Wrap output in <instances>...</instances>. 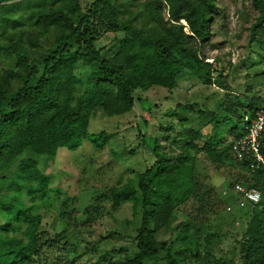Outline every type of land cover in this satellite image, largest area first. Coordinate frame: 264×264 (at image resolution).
<instances>
[{"label":"trees","instance_id":"obj_1","mask_svg":"<svg viewBox=\"0 0 264 264\" xmlns=\"http://www.w3.org/2000/svg\"><path fill=\"white\" fill-rule=\"evenodd\" d=\"M7 1H15L11 7L22 12L20 19L1 13ZM85 1L0 0L3 32L7 22L24 20L29 26L10 33L0 46L15 56V65L0 70V264H85L78 263L86 248L83 231L93 220L82 221L76 230L46 229L51 217L40 210L47 205L50 177L38 160L55 158L63 148L75 151L85 140L98 148L109 144L115 134L90 131L97 112L107 117L133 112L139 90H174L186 71L205 86L230 89L217 59L209 62L201 52L212 37L217 0ZM252 2L258 12L252 37L264 43V0ZM139 23L146 24L147 32ZM118 32L124 34L122 45L108 55L107 46L98 44L106 34ZM43 37L51 44L37 51ZM223 98L214 110L197 102L177 103L173 115L186 113L177 155L165 151L157 138L143 136L152 155L148 169L112 187L108 197L113 210L130 202L141 213L135 249L116 257L104 250L91 264H264V170L251 172L249 162L232 153L233 142L247 132L246 118L256 115L264 97L244 100L229 92ZM190 114L210 118L209 124L187 126ZM200 154L216 170L228 167V159L239 162L232 163L239 171L223 178L225 190L209 188L214 192L206 200L210 207L230 204V212L243 211L241 238L226 260L210 254L213 239L198 217L185 213L181 218L182 206L193 199L202 202L206 194L196 169ZM236 183L261 189V201L237 205Z\"/></svg>","mask_w":264,"mask_h":264},{"label":"rangeland","instance_id":"obj_2","mask_svg":"<svg viewBox=\"0 0 264 264\" xmlns=\"http://www.w3.org/2000/svg\"><path fill=\"white\" fill-rule=\"evenodd\" d=\"M21 1L23 0H16ZM118 1L120 3V0ZM217 1L219 10L211 24L212 37L209 43L202 45L201 52L209 62L217 59L224 70L223 84L230 85V89L221 90L218 86H205L191 72H183L178 78L179 86L174 90L162 87H155L149 91L139 90L136 93L137 101L133 112L113 117L97 112L93 116L90 131L115 134L106 146L98 148L89 140H85L75 151L63 148L55 158L42 157L38 160L39 168L50 177L47 205L42 206L40 210L47 212L48 217H51L49 220L52 224L46 229L51 233L61 232L67 228L76 230V225L82 221L90 218L93 220V226L83 231V243L86 248L82 250L83 255L78 259V263L91 264L104 250L114 252L116 257L129 255L135 249L141 213H135L130 202L117 210L111 209L109 190L114 186L128 183L148 169L152 155L145 147L146 141L143 140L145 134L151 139L157 138L165 151L173 155L179 154L180 143L177 142L180 133L185 129L180 120L186 113L173 115L177 103L197 102L199 106L203 104L214 110L224 99L223 94L227 95L229 92L239 95L244 100L264 97V43L253 40L251 31L258 12L252 0ZM14 2H4L8 5L1 13L20 19L22 12L13 11L11 7ZM83 4H86L85 0ZM164 16L166 19L169 18L167 10ZM21 21L15 25L7 22L4 32L0 29V46L9 41L10 33L29 29L24 20ZM145 25L139 23L137 27L147 32ZM185 30L189 32V27ZM123 39V33H108L98 45L107 46L106 52L111 55L122 45ZM41 41L43 47H38L37 51H42L51 44V39L45 37ZM13 65L14 54L1 50L0 70ZM138 97L145 103L143 104ZM189 118L187 126L199 125L202 122L207 124L210 119L199 120L192 114ZM206 130L209 131V126ZM147 144L152 146V141L147 139ZM225 163L228 167L216 170L206 156L200 154L196 169L199 183L202 185L201 193L206 194L202 196V202L193 199L182 206L184 210L181 214V218L185 213L191 214L204 223V229L213 239L210 254L216 259L223 260L232 256L236 242L241 238V221L238 219L243 212L237 208L231 212L227 211L228 207L225 204L224 208L207 205L206 200L212 198L208 199L210 194L216 189L220 193L227 187L228 182L223 178L231 177L230 174L239 171L232 166V163L239 165L237 159L231 158ZM211 187L214 191L209 189ZM0 188H3V184ZM7 191L8 189L3 190Z\"/></svg>","mask_w":264,"mask_h":264},{"label":"built area","instance_id":"obj_3","mask_svg":"<svg viewBox=\"0 0 264 264\" xmlns=\"http://www.w3.org/2000/svg\"><path fill=\"white\" fill-rule=\"evenodd\" d=\"M248 120L250 121L247 132L233 142L232 153L238 159H246L251 172H257L264 170V105ZM234 188L237 193V205L240 207L258 203L262 199L263 192L257 187L248 188L236 183ZM232 207L229 205L228 210H232Z\"/></svg>","mask_w":264,"mask_h":264}]
</instances>
